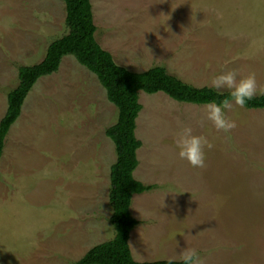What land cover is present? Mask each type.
<instances>
[{
	"label": "rangeland",
	"instance_id": "rangeland-1",
	"mask_svg": "<svg viewBox=\"0 0 264 264\" xmlns=\"http://www.w3.org/2000/svg\"><path fill=\"white\" fill-rule=\"evenodd\" d=\"M95 38L135 71L160 65L195 86L221 71L256 74L264 86V0H90ZM62 0H0V119L17 67L40 61L67 31ZM239 78V77H238ZM134 177L155 185L134 194L129 234L136 261L264 264V109L234 105L229 134L204 104L139 92ZM116 107L74 56L40 77L6 135L0 158V264H70L113 237L108 202ZM206 137L205 167L179 159L177 133Z\"/></svg>",
	"mask_w": 264,
	"mask_h": 264
},
{
	"label": "trees",
	"instance_id": "trees-1",
	"mask_svg": "<svg viewBox=\"0 0 264 264\" xmlns=\"http://www.w3.org/2000/svg\"><path fill=\"white\" fill-rule=\"evenodd\" d=\"M62 1L67 31L47 45L40 61L17 67V83L6 93L7 107L0 119V158L9 128L18 118L32 86L40 77L57 71L63 56H74L79 64L96 75L105 89L107 100L116 107L117 117L115 123L105 129L116 155L110 166L108 192L113 237L90 247L70 264H169L170 261L171 264H181L180 260L168 259L136 261L128 244L131 230L139 223L131 213L132 196L150 191L155 186L145 184L133 175L138 164L136 153L141 145L135 136L136 118L142 107L139 92H162L176 101L193 104H205L213 98L219 101L227 97V92L224 97H217L211 87L189 85L160 65L135 71L117 63L95 38L90 0ZM244 107L264 109V95H257Z\"/></svg>",
	"mask_w": 264,
	"mask_h": 264
},
{
	"label": "clouds",
	"instance_id": "clouds-1",
	"mask_svg": "<svg viewBox=\"0 0 264 264\" xmlns=\"http://www.w3.org/2000/svg\"><path fill=\"white\" fill-rule=\"evenodd\" d=\"M210 87L217 97H224L227 92V97L219 101L213 98L204 104L206 118L212 122L215 129L225 134H229L230 130L236 127L235 121L227 118V111L234 105L244 107L257 95H264V86L258 87L254 72L240 75L232 70L221 71L211 78ZM206 147H211L206 137L193 134L190 127H184L177 133L175 139L177 156L193 168L205 167ZM179 259L181 264H202L200 253L194 248L181 251Z\"/></svg>",
	"mask_w": 264,
	"mask_h": 264
}]
</instances>
